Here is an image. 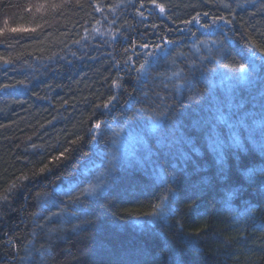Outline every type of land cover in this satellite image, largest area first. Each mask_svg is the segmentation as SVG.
Listing matches in <instances>:
<instances>
[{"label":"trees","instance_id":"trees-1","mask_svg":"<svg viewBox=\"0 0 264 264\" xmlns=\"http://www.w3.org/2000/svg\"><path fill=\"white\" fill-rule=\"evenodd\" d=\"M44 2L0 0V28L36 29L0 34V57L12 60L8 65L0 60V85H12L0 88V196L22 174L44 164L51 169L18 183L6 201L0 199V264H264V151L259 132L254 145L247 129L218 124L216 134L225 145L222 161L208 147L207 134L215 123L209 101H226L220 81L228 70L205 60L203 67L215 70L192 74L197 98L189 100L193 92L188 90L182 97H168L176 124L165 129L172 142L161 149L157 134L148 131L147 116L129 117L144 93L151 97L170 89L161 91L160 80L152 77L137 81L136 73L125 66L129 57L130 63L142 62L143 55L137 54L145 50L139 44L155 43L166 35L174 46H168V57L161 59L153 75L175 71L170 63L175 53L184 52L188 60L208 56L209 51L215 56L218 46L211 41L222 33L228 37V55L221 63H244L251 51L248 41L264 46V0H157L165 4V15L152 11L151 0H96L102 12L93 10V0H67L55 13H37L35 6ZM225 4L230 7L225 9ZM197 12L224 15L233 23L217 21L219 27L213 30L182 23ZM186 28L196 35L181 31ZM196 41L206 42L198 45L199 53L191 48ZM260 56L257 51L258 66ZM176 63L187 75L185 62ZM118 77L122 86L115 88L112 80ZM262 94L258 84L241 82L234 85L231 99L240 112H255L259 119ZM112 95L118 99L110 109L95 108ZM90 118L107 121L109 129H125L122 136L143 132L156 153L153 161L175 190L167 219L147 215L163 192L153 164L147 163L121 167L102 196L75 208L69 205L66 213L45 220L67 202L64 193L77 183L79 170L88 162L82 154L91 157L113 148L110 130L99 145L87 143ZM231 131L238 132L242 147L231 144ZM76 137L84 139L70 144ZM65 148L71 158L50 163ZM182 153L190 157L187 164ZM249 169L251 178L244 175ZM37 192L47 195L37 197Z\"/></svg>","mask_w":264,"mask_h":264},{"label":"snow or ice","instance_id":"snow-or-ice-1","mask_svg":"<svg viewBox=\"0 0 264 264\" xmlns=\"http://www.w3.org/2000/svg\"><path fill=\"white\" fill-rule=\"evenodd\" d=\"M67 0H61L60 3L56 2H48L45 0L44 3H39L35 6V11L37 13L41 12H57L58 9L63 8L66 4ZM151 3L154 5L155 9H159V14H166V6L162 3H157V0H151ZM82 6V5H79ZM93 10L95 12H102L103 8L99 3H96V0H93ZM135 7V5H132ZM242 5H238L240 7ZM110 10H114L113 5L107 6ZM143 7V4L140 5ZM230 7L225 4L224 8L227 9ZM261 10H264V3L260 5ZM28 11L32 10V6H28ZM137 14L143 16L144 13L137 9ZM231 15V13H229ZM206 18L209 22H202L201 17ZM217 21H222L224 25H228L233 23L232 19H226L224 15H210L209 12L199 13L197 12L194 16H192L188 20L182 21L185 25L196 24L200 28L213 30L219 27ZM7 21H5V24ZM153 29H156V25H151ZM35 28H0V34H3L5 31L17 32V31H35ZM95 30V29H94ZM88 30L85 29V32ZM168 31H171L170 29ZM181 31H186L191 33L192 36H195L196 33L192 32L191 28L181 29ZM87 39V37H84ZM158 42L155 43H141L138 47L143 51L142 53H138L137 55H143V60L139 64L130 63L131 57H129L128 61H125V66L128 67L129 71H134L136 73L135 79L137 81H148L150 77L154 80H160V84L157 87H161V91H165L164 95H161L160 92H154L150 97L148 93L143 94V100L137 101V104L140 106L133 109L134 116L129 117V120L134 119L135 117L147 116L148 121L150 122V126L148 131L152 134H157L158 136V144L161 149L166 145L170 144L172 141L169 139L171 133L166 131L165 129L168 127H175L176 113L173 111L174 103L168 104L167 99L170 95L174 94L178 97L183 96V91L188 90L193 92L192 96H189V100L196 99L199 95L194 92L193 80L195 76L192 75L195 72H202L203 74L211 73L215 69H208L203 67V62L208 60L212 62L216 68H223L228 70L227 74L220 81V87H223L227 93V99L225 102L217 100L213 97L212 100L209 101V108L212 112V117L215 123L212 124L209 132H208V147L211 149L213 153L216 154L217 159H223V148L225 147L224 141L219 138L216 134V126L218 124L225 125L228 129L234 130L239 128L247 129L248 136L247 139L253 143L257 144L255 139L256 133L259 132L261 137L259 142V147L262 151H264V94L260 97V111H259V119H255L254 117L257 113H244L240 112V106L233 104L231 99V91L235 84L237 83H249V84H258L261 89H264V46L257 45L255 41H248V48L251 50L248 54V58L244 63L237 62H229V63H221V60L227 59V52L224 51L225 43L228 40L227 34L222 33L221 38L211 41L213 45L218 46V50L215 56H212L209 51L208 56L199 55L197 59L188 60L185 56L184 52H177L172 57L170 63L173 67H175V71H166L163 73L157 72L153 75L154 68L159 66L161 59H165L168 57L171 49L168 48L169 45H173V41L168 38L166 35H161L157 37ZM74 44H80V40L72 41ZM205 41H196L191 45V48L194 49L197 53H199L200 49L198 45L205 44ZM0 44H3V41H0ZM137 45H132V47H136ZM127 52V49L124 50ZM257 51L261 53L259 59L261 60V64L258 66L256 61ZM223 53V54H221ZM75 55V54H73ZM18 58V57H17ZM0 60H3L5 65L11 64L12 60L7 57H0ZM184 61L187 67L188 74H185V68H181L177 66V61ZM119 64V61H117ZM120 78H116L112 80V86L115 88H119L122 85L118 83ZM18 83H23L20 81ZM12 85L4 84L0 85V88H9ZM212 85L210 82V89ZM209 89V90H210ZM132 95V93H129ZM118 99L116 95L109 96L106 100L101 104L95 105L96 109L103 108L105 110L110 109L114 102ZM158 101V103H157ZM227 109V111H225ZM235 117V118H234ZM252 119V124H248V120ZM91 127L88 130V134L91 137L90 140L87 141L88 144H96L99 145L101 141L104 139V133L106 131H111L112 136V144L113 148L109 149L105 152H94L91 157L88 156L87 153H83L82 157L87 159V164L79 170V178L77 183L71 187V189L64 193L67 196V202H61L58 205V212H49V216L45 217V220H48L49 217H54L60 214H64L68 210V206L71 205L75 208L76 205L80 204L81 201H89L92 199H96L99 196H102L105 192L108 184L115 179V174L118 169L124 167L128 164H139L145 165L147 163L153 164V173L156 175V178L160 181V185L163 187L162 194L158 197V202L152 205L151 212L147 213V215L156 217L159 220H165L169 215H171L170 211V203L175 197L174 187L171 186V182L160 173L159 166L156 162L153 161V156L156 153L153 152L151 146L146 142L145 135L142 131L137 132H129L127 136H122V132L125 129H109L107 125V121L101 120H93L90 118ZM127 123V121H126ZM83 137H76L75 139L70 141V144L77 145L83 141ZM230 140L231 144L242 147L241 139L237 131L230 132ZM33 148H38L41 146L33 145ZM138 150L143 152V155H137ZM193 152L196 151L195 148L192 149ZM70 150L65 148L64 151L59 152L58 155L52 156L50 158V163H59L62 160L70 159ZM181 160L183 163L187 164L190 160V157L186 156V154H181ZM99 160V163H97ZM102 169V171H101ZM51 169L49 164H44L42 167L38 169H34L31 171V174L24 173L21 176L17 177L15 183H12L7 188L5 194L0 196V199L7 200L8 195L12 192L13 189L17 187V184L23 181H28L39 177L46 172H50ZM246 177L251 178L252 170L249 169L244 173ZM59 179V177H57ZM83 185V187H81ZM261 186L264 187V182H261ZM76 193L75 195L73 193ZM47 193L37 192L36 196H46ZM56 206V205H54ZM35 215V214H34ZM85 223H89L86 221ZM199 231V230H198Z\"/></svg>","mask_w":264,"mask_h":264},{"label":"bare ground","instance_id":"bare-ground-1","mask_svg":"<svg viewBox=\"0 0 264 264\" xmlns=\"http://www.w3.org/2000/svg\"><path fill=\"white\" fill-rule=\"evenodd\" d=\"M220 93H222V92L220 91Z\"/></svg>","mask_w":264,"mask_h":264}]
</instances>
